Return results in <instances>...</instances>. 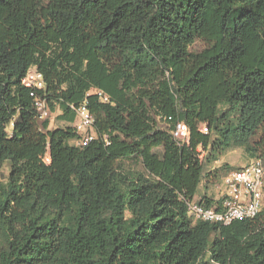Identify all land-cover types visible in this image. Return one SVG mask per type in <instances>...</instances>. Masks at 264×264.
Returning a JSON list of instances; mask_svg holds the SVG:
<instances>
[{
  "label": "trees",
  "instance_id": "trees-1",
  "mask_svg": "<svg viewBox=\"0 0 264 264\" xmlns=\"http://www.w3.org/2000/svg\"><path fill=\"white\" fill-rule=\"evenodd\" d=\"M29 67L59 118L73 124L70 104L87 101L96 138L73 145V125L38 122ZM262 126L264 0H0V264H264V208L193 223L184 201L199 147L216 135L249 150ZM132 156L143 172L119 169Z\"/></svg>",
  "mask_w": 264,
  "mask_h": 264
},
{
  "label": "built area",
  "instance_id": "built-area-1",
  "mask_svg": "<svg viewBox=\"0 0 264 264\" xmlns=\"http://www.w3.org/2000/svg\"><path fill=\"white\" fill-rule=\"evenodd\" d=\"M22 84L29 88L36 118L41 120L48 117L50 112L46 98L43 96L45 95V81L41 72L36 67H29L22 78ZM90 92L95 93L99 101L109 103L108 95L103 91L93 89ZM70 107L75 112L73 126L79 135L78 146L83 147L96 138L94 115L87 107L86 100L79 105L70 104ZM199 130L207 133V125L201 123ZM171 133L178 143H187L189 140V129L184 122H176ZM43 161L49 162L48 149L43 156ZM184 201L187 215L193 223L203 221L228 225L236 220L255 217L264 208V163L262 159L255 157L240 167L228 170L222 177L221 196L212 204L196 199Z\"/></svg>",
  "mask_w": 264,
  "mask_h": 264
},
{
  "label": "rangeland",
  "instance_id": "rangeland-1",
  "mask_svg": "<svg viewBox=\"0 0 264 264\" xmlns=\"http://www.w3.org/2000/svg\"><path fill=\"white\" fill-rule=\"evenodd\" d=\"M207 45V42L203 39H196L190 46V50L199 51ZM225 107H221V111H224ZM60 109L55 106L54 109L50 106V114L46 118L48 120V129H54L58 127H65L73 125L61 118ZM231 120H235L234 112L230 115ZM44 119L38 120L41 123ZM157 123L161 128H164V121L157 118ZM11 125L7 126V131L10 132ZM264 126L257 130L253 140L250 142L251 149H246L245 146H231L226 147L220 142V139L216 135L211 136V142L206 149L198 148L199 158L203 167V176L200 184L198 185L196 194L193 199L196 200H211L215 202L221 196L222 191V177L230 169L240 167L247 163L253 157H259L264 162V136L262 131ZM70 144L78 145L77 139L69 141ZM154 152L161 155L162 147L154 148ZM120 170L125 172L142 171L143 167L138 157L132 156L129 158L121 159L118 162ZM10 172V164L5 161L0 166V181H6ZM206 254L204 258H207Z\"/></svg>",
  "mask_w": 264,
  "mask_h": 264
}]
</instances>
